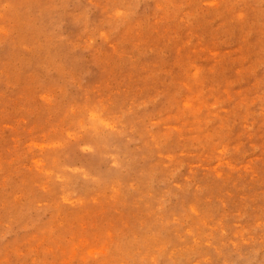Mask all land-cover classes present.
<instances>
[{"label":"rangeland","instance_id":"1","mask_svg":"<svg viewBox=\"0 0 264 264\" xmlns=\"http://www.w3.org/2000/svg\"><path fill=\"white\" fill-rule=\"evenodd\" d=\"M0 264H264V0H0Z\"/></svg>","mask_w":264,"mask_h":264}]
</instances>
